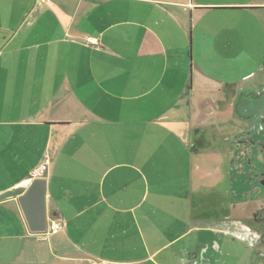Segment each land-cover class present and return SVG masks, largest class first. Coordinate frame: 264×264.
I'll return each instance as SVG.
<instances>
[{"label": "crops", "instance_id": "obj_1", "mask_svg": "<svg viewBox=\"0 0 264 264\" xmlns=\"http://www.w3.org/2000/svg\"><path fill=\"white\" fill-rule=\"evenodd\" d=\"M262 54L264 0H0V192L41 170L47 212L0 201V264H214L244 222L202 156Z\"/></svg>", "mask_w": 264, "mask_h": 264}, {"label": "rangeland", "instance_id": "obj_2", "mask_svg": "<svg viewBox=\"0 0 264 264\" xmlns=\"http://www.w3.org/2000/svg\"><path fill=\"white\" fill-rule=\"evenodd\" d=\"M249 57L257 58L260 54H247ZM263 59H264V54ZM246 58V57H245ZM254 61H248L246 69L253 67ZM254 85L257 86L258 97L255 103V111L246 114L240 122L233 124L224 123L223 131L227 134L212 133L207 137L206 151L202 158L209 163L207 169L211 172L207 177L215 180V176L223 175L220 189L221 198L228 210L223 212L229 217L233 213L236 205L238 212L242 213L240 221L248 224L252 229L258 228V224L253 216V210L264 207V68L255 75ZM244 98L247 99L246 96ZM243 99L239 103V108L247 105V100ZM233 111H230L231 113ZM230 114V113H229ZM234 114V113H233ZM257 119L255 125L253 119ZM245 120V121H244ZM244 123V125H243ZM233 125V126H231ZM217 131V129H215ZM218 151V152H217ZM217 152V153H216ZM214 154L221 155L219 160L214 159ZM217 157V156H216ZM212 165H211V164ZM222 164L216 172L214 164ZM211 166V167H210ZM237 194H236V192ZM235 192V193H234ZM212 195H209V202ZM213 200V199H212ZM238 202V203H236ZM214 204V203H212ZM214 264H264V243L252 245L249 243L247 235H234L229 232L225 237L222 248L217 252Z\"/></svg>", "mask_w": 264, "mask_h": 264}, {"label": "water", "instance_id": "obj_3", "mask_svg": "<svg viewBox=\"0 0 264 264\" xmlns=\"http://www.w3.org/2000/svg\"><path fill=\"white\" fill-rule=\"evenodd\" d=\"M13 197L18 200L29 230L44 232L47 227L46 178L35 177L27 187L19 186L0 192V201Z\"/></svg>", "mask_w": 264, "mask_h": 264}, {"label": "flooded vegetation", "instance_id": "obj_4", "mask_svg": "<svg viewBox=\"0 0 264 264\" xmlns=\"http://www.w3.org/2000/svg\"><path fill=\"white\" fill-rule=\"evenodd\" d=\"M262 67L264 68V65ZM253 216L258 224V228L252 229L248 224L243 223L244 235H247L250 244L256 245L260 242L264 243V207L253 210Z\"/></svg>", "mask_w": 264, "mask_h": 264}, {"label": "built area", "instance_id": "obj_5", "mask_svg": "<svg viewBox=\"0 0 264 264\" xmlns=\"http://www.w3.org/2000/svg\"><path fill=\"white\" fill-rule=\"evenodd\" d=\"M46 164H47V161H45L44 165L42 166V168H41L42 171L45 169ZM33 174L37 177L41 174V170H40V172H33ZM50 226L52 227V229H57L60 226V223L56 221V222L50 224Z\"/></svg>", "mask_w": 264, "mask_h": 264}]
</instances>
